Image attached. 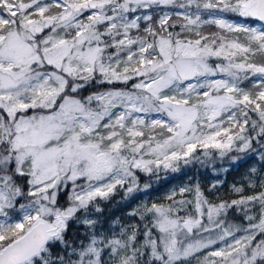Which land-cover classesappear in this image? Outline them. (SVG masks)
I'll use <instances>...</instances> for the list:
<instances>
[{
    "label": "snow or ice",
    "instance_id": "6c2138e0",
    "mask_svg": "<svg viewBox=\"0 0 264 264\" xmlns=\"http://www.w3.org/2000/svg\"><path fill=\"white\" fill-rule=\"evenodd\" d=\"M0 264H264V0H0Z\"/></svg>",
    "mask_w": 264,
    "mask_h": 264
},
{
    "label": "trees",
    "instance_id": "16d2710c",
    "mask_svg": "<svg viewBox=\"0 0 264 264\" xmlns=\"http://www.w3.org/2000/svg\"><path fill=\"white\" fill-rule=\"evenodd\" d=\"M209 175H211V174H209ZM229 179H231V177H229ZM168 181H171V183H174L175 182V180H172L171 177H168V180L162 179L161 182H160L161 185H163V187L161 188V191L167 190V188L170 186V184H169ZM113 210L115 211L116 209H113Z\"/></svg>",
    "mask_w": 264,
    "mask_h": 264
},
{
    "label": "rangeland",
    "instance_id": "374dc122",
    "mask_svg": "<svg viewBox=\"0 0 264 264\" xmlns=\"http://www.w3.org/2000/svg\"><path fill=\"white\" fill-rule=\"evenodd\" d=\"M174 183H176V181H175ZM174 183H173V184H174ZM165 191H166V190H165Z\"/></svg>",
    "mask_w": 264,
    "mask_h": 264
}]
</instances>
